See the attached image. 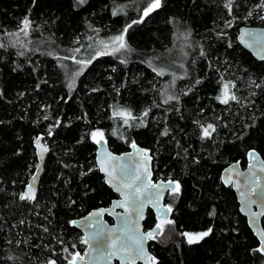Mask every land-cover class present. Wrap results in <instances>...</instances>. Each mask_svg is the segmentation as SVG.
Listing matches in <instances>:
<instances>
[{
  "label": "trees",
  "instance_id": "1",
  "mask_svg": "<svg viewBox=\"0 0 264 264\" xmlns=\"http://www.w3.org/2000/svg\"><path fill=\"white\" fill-rule=\"evenodd\" d=\"M262 2L235 0L230 15L225 0H161L144 17L151 0H0V264H67L63 248L83 252L71 222L116 199L94 161L97 129L114 153L133 141L149 151L154 180L180 184L165 198L174 223L148 245L156 264H264L233 191L220 181L228 164L245 167L248 150L264 161V62L236 43L241 26L264 28ZM26 17L27 36L20 32ZM122 33L130 50L106 52ZM73 55L85 63L65 59ZM228 82L238 99L222 104L216 97ZM167 95L178 101L163 103ZM115 108L138 119L124 125ZM208 124L215 132L202 139ZM38 136L49 152L35 200L22 201ZM157 223L148 212L143 226ZM209 228L198 243L181 235Z\"/></svg>",
  "mask_w": 264,
  "mask_h": 264
},
{
  "label": "snow or ice",
  "instance_id": "2",
  "mask_svg": "<svg viewBox=\"0 0 264 264\" xmlns=\"http://www.w3.org/2000/svg\"><path fill=\"white\" fill-rule=\"evenodd\" d=\"M79 3L83 4L86 0H78ZM235 4V0H225L224 7L228 10L229 14H232L233 5ZM161 6V0H151V3L143 10V16H148L151 12L155 11L157 8ZM259 7L264 9V2H262ZM115 14V12H114ZM251 15V12L249 13ZM264 20V16L260 17ZM141 20H135L132 23H140ZM22 26L20 27V32H23L25 36L28 35V29L31 25V21L25 18L22 22ZM131 27V24L127 25L123 30L124 33L127 32L128 28ZM9 35L18 36V33H11ZM242 38L244 36L252 35L248 32H242ZM110 43L115 45L112 48V52H120L121 50H130L127 47V44L124 40L123 33L120 35H116L111 38ZM3 43H0V47H4ZM12 46H15L13 43ZM109 47L108 43H104V48L107 49ZM75 52H79V49H75ZM104 54V53H98ZM203 51H201V55H203ZM23 55V53H20ZM65 59H71L76 64L83 65L85 62L82 60H77L75 56L65 57ZM124 61L122 60L121 63ZM183 65H181L182 67ZM82 71V69H81ZM157 73V75L163 76V69H153ZM80 75V71L72 74L71 79L67 85L69 89L73 88L74 81L76 76ZM199 83V81H197ZM259 87L260 85H256ZM234 87V85H232ZM165 95V93H161ZM186 94V93H185ZM216 99L222 104H228L229 101H236L238 98L235 94L230 93V82L224 83L221 88V94L216 97ZM176 100L178 101V97L174 95H167L166 99L163 103L167 104L170 101ZM150 109L145 110L143 112V116L146 117L149 113ZM47 118V117H45ZM113 118H119L123 121L124 125H130V121H135L138 118L135 117L131 110L124 108H115L113 111ZM141 123H143V118H139ZM202 128V139L210 138L212 132H215V127L212 124H208L206 127L201 126ZM211 130V131H210ZM115 134V133H113ZM162 135H168V129L165 128ZM91 138L94 142L100 143L104 141V132L97 129L90 133ZM41 137L36 138V145L40 149L41 159L43 158V153L47 151V148L40 143ZM131 147L136 150V155L140 156L141 159L138 163H135L134 167H129L128 164H120L119 169L117 166L112 163L113 161H118L121 158L112 156L109 153H103L102 158L99 159L98 163L100 165V170L106 173L107 183L110 184L114 190L123 197L122 200L116 201L113 204V208L120 207L124 209V212L127 213V216L124 217L122 221V227L120 229L112 228L105 229L103 225L100 224L98 220H93L89 222L87 227L93 229L91 232H86L85 236L80 239V243L84 245H88L89 248L92 249V252L97 254L98 258H107L110 259L113 256H117L118 253L123 254L121 256V264H123L124 260H133L136 258H142L144 253V242L149 239H154V234H156L159 230V233L162 234L163 228L162 225H172L174 222L170 219H167L166 214L171 213L172 205H162L159 209L161 223H157L155 228L151 231L142 233L139 228L138 219H130L133 214L137 218H142L143 209L146 204H153L156 206L160 203V200L163 197L165 190L169 192L171 195H177L180 191V184L177 181H173L172 179L167 180L166 182L153 183L151 180V172L147 165V162L151 159L148 156L147 150L137 148L136 143L131 142ZM128 155H132L129 153ZM249 156H253L252 152L248 153ZM230 171V170H229ZM260 172H264V167L259 169ZM33 182L36 180V176L32 177ZM250 183H248L249 190L255 195L256 188L260 184V177L256 175L255 172L251 173ZM231 182V176H229L225 183ZM237 187L240 188L241 185L237 183ZM34 184L27 185V191L23 192L19 195V199L22 201H31L35 199L34 195ZM241 197H245V192L241 191ZM260 198L264 199V191L260 193ZM106 209H101L99 211L93 212L92 217H100L104 214ZM111 214V212H109ZM119 215V214H117ZM255 215V214H253ZM88 218L86 217L85 220ZM23 223V221L21 222ZM75 224V221L71 222ZM130 225H132L130 227ZM47 231V228L44 229ZM212 229L209 228L207 231L200 232L197 234L190 233H181V235L187 237V242L189 244L198 243L199 240L207 237L211 233ZM260 238V246L253 251L264 254V231L258 233ZM62 243V241H61ZM71 247L73 249L76 248V244H72ZM63 252L68 253V255L64 258L67 264H77L78 260H84V255H81L78 251H69V248H63ZM55 254V253H54ZM87 255V254H85ZM150 260L154 261V257H149ZM46 264H57V260L49 258L46 261Z\"/></svg>",
  "mask_w": 264,
  "mask_h": 264
},
{
  "label": "water",
  "instance_id": "3",
  "mask_svg": "<svg viewBox=\"0 0 264 264\" xmlns=\"http://www.w3.org/2000/svg\"><path fill=\"white\" fill-rule=\"evenodd\" d=\"M27 18V17H26ZM242 32H248L251 33L252 35L249 36H244L242 38ZM236 43L245 51L247 52L255 61L257 62H264V28L262 27H251V26H241L236 35ZM41 137V145L45 146L47 148V151L43 153V158L41 159V153L40 149L37 147L35 141L33 143V148H34V154L36 157L37 164L33 170V173L31 174L24 191H27V185L28 184H34V195L36 198L37 195V190L39 186L40 179L43 174V167L45 164V161L48 156L49 148L44 142V137L43 136H38ZM137 145V144H136ZM96 152H95V164L98 169L99 174L104 178V183L107 188H109L115 195L116 199L112 200L110 205L107 207H99L96 209L91 210L88 214L85 216L73 220L76 223L72 224V227L77 229L82 237L85 236L86 232H91L93 231L92 228L87 227L89 222L93 220H98L101 225L105 227V229H112V228H117L120 229L122 227V221L125 216H127V213L124 212L123 208L120 207H115L113 208V204L116 201H120L123 199V197L120 195V193L116 192L114 188L107 183L106 180V173L100 170V165L98 163L99 159L102 158L103 153H109L112 156L115 157H120L121 159L118 161H113L117 166V169H119L120 164H128L129 167H134L135 163H138L141 159L140 156L136 155V150L133 149L130 145L129 149L125 152L122 153H114L109 148L107 147V144L104 141L100 143H96ZM137 148L143 149L140 146L137 145ZM145 150V149H143ZM252 152L253 156H249L248 153ZM131 153L132 155H128ZM148 156L151 158L148 162L147 165L150 169L151 172V180L153 183H160V182H166L167 180H154L153 179V174H152V157L147 151ZM261 167H264V161L261 158V156L255 151V150H248L246 153V165L244 168L241 167L239 162H232L225 166L220 174V181L221 184L223 185L224 188L231 189L235 195L236 202L238 204V212L241 217H243L246 220V225L250 232L253 234L254 238L258 242V247L260 246V238L258 233L263 231V228L261 226L262 219L264 218V199L260 198V193L264 191V172H260L259 169ZM230 170V171H229ZM255 172L257 176L260 177V184L256 188V193L255 195L249 190L248 188V183H250V178H251V173ZM36 176L35 182H33L32 177ZM231 176V182L230 183H225V180ZM237 183L241 185L240 188L237 187ZM241 191L245 192V197H241L240 193ZM169 194L167 190H165L162 199L160 200V203L156 206H153V204H146L143 213H142V218H137L135 214L130 219H138V224L140 231L142 233L151 231L152 229L155 228V225L150 228V229H144V222L146 220V215L148 212H151L153 214V217L156 222H161V217H160V211L159 209L161 208L162 205L165 204V198ZM35 199L31 200L30 202H33ZM101 209H106L108 211H105L104 214L100 217H92V213L99 211ZM111 212V214H109ZM119 214V215H117ZM255 214V215H253ZM167 219H170L172 216V212L166 214ZM88 218L85 220V218ZM106 218H108L111 223H109ZM132 225H130L131 227ZM160 235L159 230L156 234H154V239ZM81 237V238H82ZM154 239H149L144 242V253L145 255L142 258H136L131 261L129 260H124L123 264H156V260L152 261L149 259V257H153L152 254L149 252L148 245L151 241ZM83 246V252L81 255H84V260H78L77 264H121V256L123 254L118 253L117 256H113L110 259L107 258H98L97 254L92 252V249L89 248L88 245ZM87 254V255H85ZM262 254V253H261ZM264 255V254H262Z\"/></svg>",
  "mask_w": 264,
  "mask_h": 264
},
{
  "label": "rangeland",
  "instance_id": "4",
  "mask_svg": "<svg viewBox=\"0 0 264 264\" xmlns=\"http://www.w3.org/2000/svg\"><path fill=\"white\" fill-rule=\"evenodd\" d=\"M21 26H22V24H21ZM28 32H29V29H28ZM113 47H115V46H112L109 50H106V52H108V51H112V48Z\"/></svg>",
  "mask_w": 264,
  "mask_h": 264
},
{
  "label": "flooded vegetation",
  "instance_id": "5",
  "mask_svg": "<svg viewBox=\"0 0 264 264\" xmlns=\"http://www.w3.org/2000/svg\"><path fill=\"white\" fill-rule=\"evenodd\" d=\"M186 241H187V239H186ZM194 244V243H193Z\"/></svg>",
  "mask_w": 264,
  "mask_h": 264
}]
</instances>
